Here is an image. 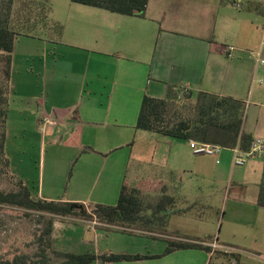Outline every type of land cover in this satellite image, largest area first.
<instances>
[{"label": "crops", "instance_id": "obj_1", "mask_svg": "<svg viewBox=\"0 0 264 264\" xmlns=\"http://www.w3.org/2000/svg\"><path fill=\"white\" fill-rule=\"evenodd\" d=\"M62 20L49 22L47 32L58 24L57 31L52 32L55 37L45 40L49 41V55L43 51L38 64L27 66V76L19 82L14 81L13 73L18 70L15 45L11 54L8 105L15 95L26 108H35L37 128L61 131L65 137L55 135L52 139L54 146L65 149L56 159L59 164L50 163L47 180H42L33 198L86 207L116 205L123 183L127 184L136 138H146L153 150L148 165L166 167L167 174L177 179L183 175L211 176L227 183L230 193L238 192L232 197L230 210L231 224L239 236L223 239L230 244L220 242L219 237L216 240L231 250L229 253L213 249L214 241H199L195 226L185 228L184 222L172 220L195 217L190 208L176 207L172 196L174 208L185 212L169 215L162 230L58 217L53 222V248L98 256H158L168 241L199 242L212 252L182 249L138 261L95 264H264V208L256 206L258 189L251 201L240 197L248 185L245 176H234L232 149L222 148L211 155L220 164L211 169L200 160L208 155L193 153L189 141L152 132L142 134L143 130L135 128L142 98H164L170 86L190 93L191 101L196 97L193 91L242 102L250 98L258 104L256 112L261 116L264 66L250 53L264 42V0H149L143 18L92 8ZM85 29L87 34H82ZM222 35L223 40L219 38ZM226 47L232 48L229 55ZM30 72L40 76L36 84L39 93L31 95L24 93ZM242 131L253 138L246 129L245 116ZM146 158L140 155L135 161L140 166L149 160ZM133 177L138 179L136 174ZM245 226L251 227L248 235H242ZM241 236L246 243L239 241ZM221 253L237 254L238 259L223 263Z\"/></svg>", "mask_w": 264, "mask_h": 264}, {"label": "rangeland", "instance_id": "obj_2", "mask_svg": "<svg viewBox=\"0 0 264 264\" xmlns=\"http://www.w3.org/2000/svg\"><path fill=\"white\" fill-rule=\"evenodd\" d=\"M6 2L7 0H0V9L6 5ZM37 2L44 3L42 0H33L32 18L26 24V28L20 31L32 36H18L14 41L16 49L14 56L16 58V68L18 69L13 70L15 82H19L27 76L24 71L27 66L35 67L38 64V57L44 54L43 51H47L46 54L49 55V41L45 40H51L54 36L52 32L57 31L58 28V24H55L53 30L47 32L46 29L51 26L49 22L55 20H58V22L65 21L62 18L66 15L70 14L71 17L76 11L92 9L91 7L74 4L70 0H47L41 9ZM22 4V2L14 0L13 11L19 9L24 13L25 6L23 7ZM39 8L43 12L40 16L43 14L47 16L44 23L37 22L38 14L41 12ZM12 24L15 26L16 22ZM17 28L15 26V30ZM81 32L87 34L88 31L85 29ZM219 38L223 40L225 37L222 35ZM45 57L46 55H44ZM45 60L48 62L49 57L47 56ZM3 67L4 63L1 62L0 79L2 78ZM28 76L30 83L24 93L30 95L39 93L36 84L40 81V76L32 72ZM192 93L195 96L197 95L194 91ZM178 100L181 101V99ZM244 104L246 129L251 131L254 139H264V113H261V116L257 114L255 105L258 104H255L250 98H247ZM34 109L26 108L24 103L15 95L10 98L4 129L5 155L0 156V191L2 192L17 191L19 189L18 181H21L35 197L39 184L41 185L42 180L43 183L47 180L50 163L52 162L53 165L59 164L56 159L59 160L65 149L61 146H54L52 143L55 135H58V139L65 138L62 136L61 131L54 132L49 129L37 128L34 123L36 118ZM143 132L142 134H151L148 131ZM152 153L153 150L150 149L148 139L136 138L132 160L128 168V187H135L140 181L144 180H161L168 189L167 194L174 196L176 207L190 208L191 215L195 216L175 217L172 220L184 222L185 228L190 224L195 226L198 229V240L201 242H216L219 237L220 242L230 244L224 242L223 239L234 240L235 236H239L235 235V231L238 232V230L231 224L232 214L230 210L232 197L239 195L237 191L234 190L237 194L230 193L227 183L217 182L211 176L183 175L180 179L170 177L167 174L166 167L161 165L155 167L146 163V161H150ZM140 155L146 156V159L149 160H145L139 166L135 159ZM200 160L208 164L211 169L217 168L219 164V161L218 164L215 163L216 158L211 155L202 156ZM260 166L264 167V158L255 157L248 158L242 165L234 166V176L237 174L240 177L245 176L247 181L248 190L240 196L241 198L244 197L246 201L253 199L254 192L258 189V184L262 180L264 169H261ZM135 174L138 179L133 177ZM158 197V193L143 195L144 202L151 204L155 203ZM38 221V215L34 212L18 207L0 205V259H11L15 254L33 255L37 251V246L34 243L36 236L40 234L44 227V223ZM250 230L246 226L243 227L242 235H248L251 232ZM244 239V236H241L239 241L246 243ZM49 256L52 263L55 264L62 260L52 253H49Z\"/></svg>", "mask_w": 264, "mask_h": 264}, {"label": "trees", "instance_id": "obj_3", "mask_svg": "<svg viewBox=\"0 0 264 264\" xmlns=\"http://www.w3.org/2000/svg\"><path fill=\"white\" fill-rule=\"evenodd\" d=\"M17 1L22 2L23 7L25 6L24 13L19 9L13 11L14 0H7L6 5L0 9V63H4L0 79V156L2 157L5 155L4 129L8 111L11 54L14 41L18 36H32L20 31L26 28V24L32 18L33 0ZM42 1L46 3L47 0ZM70 1L113 14L143 18L149 0ZM44 3L37 2V5H40L42 9ZM41 9L39 8L41 12L38 14L37 22L44 23L47 16L44 14L40 16L43 13ZM15 22L17 30L12 24ZM244 116L245 104L240 100L200 92L195 100L191 101L190 93L174 90L170 86L164 98L147 95L142 98L135 128L165 137L217 145L224 149L238 148L242 152H247L251 149L254 140L242 131ZM5 163L7 164L6 160ZM18 184L17 191H0V205L34 212L38 215V222L44 223V227L36 236L34 243L37 251L33 255L15 254L11 259L1 258L0 264H55L52 263L49 253L62 259L57 264H95L97 261L102 263L138 261L160 257L182 249L212 252L210 247L202 243L185 241H168L165 251L158 256L116 254L98 256L93 253L58 252L54 250L51 239L53 222L56 217L96 219L108 224L123 223L162 230L166 226L169 215L184 213L185 210L174 208V198L166 194L165 185L161 181L144 180L131 188L124 182L116 205L92 204L90 207L83 204L35 199L21 181H18ZM145 192H157L161 195L155 203H145L143 198ZM256 206L264 208V172H262V180L258 186ZM221 255L223 263L236 262L238 259L237 254L221 253Z\"/></svg>", "mask_w": 264, "mask_h": 264}, {"label": "built area", "instance_id": "obj_4", "mask_svg": "<svg viewBox=\"0 0 264 264\" xmlns=\"http://www.w3.org/2000/svg\"><path fill=\"white\" fill-rule=\"evenodd\" d=\"M236 7H239V3H236ZM229 55V52L232 51L231 47H226L225 49ZM251 57L255 59L256 63L259 65L264 66V42H261L259 48L255 51L250 53ZM189 147L195 154H206V155H216L218 154L222 148L217 145L206 144L196 141H189ZM233 152V163L235 165H242L244 162L251 157L255 158H262L264 157V140L257 139L253 141L252 147L247 152H242L238 148L232 149ZM213 249H221L224 252H231L227 248L223 246H219L217 243H212Z\"/></svg>", "mask_w": 264, "mask_h": 264}]
</instances>
